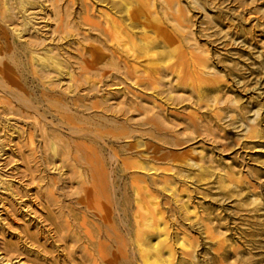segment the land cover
<instances>
[{"label":"rangeland","instance_id":"374dc122","mask_svg":"<svg viewBox=\"0 0 264 264\" xmlns=\"http://www.w3.org/2000/svg\"><path fill=\"white\" fill-rule=\"evenodd\" d=\"M178 1L188 19L190 32L194 35L192 41L195 49L204 57L210 74L204 82H195L193 85L162 78L157 88L151 90L129 83L119 88L117 84H111L112 80L107 81L111 85L102 86V89L92 93L86 91V84L85 87L80 86L77 94L81 98L85 97L86 104L103 99L110 100L111 106L116 107L125 95L132 102L119 104L124 106L123 113L96 112L100 116L106 114L114 121L106 128L119 137H109L105 141L85 140V143L95 149L99 158L97 167L109 173L110 182L106 190L117 200L120 201L124 193L133 196V176H143L138 178H144L157 196L169 224L168 236L170 243H174V264H182V258L188 257L182 253L181 241L186 243V250L195 256L192 259L195 264H264V0H197L203 8L192 5L190 0ZM14 2L11 1L12 7L15 6ZM52 2L46 1L45 19L35 21V26L41 27L40 31L47 36L51 33L57 36L65 34L55 46L63 47L66 51L64 64L73 73L69 72L72 78L68 76V79L79 80L80 44L77 41L80 42V32L86 28L80 25V16L83 15L80 0L57 2L62 10L64 24L59 23ZM87 3L93 7L90 18L94 20L100 18L102 9L110 7L104 0H87ZM36 5L27 7L31 9ZM46 24L47 27H44ZM202 29L205 31L202 32ZM206 32L211 34V39L204 34ZM28 33L23 34L22 42ZM33 34L36 32L33 31ZM8 38L12 43L21 41L11 34H8ZM83 45L88 46L89 43L83 42ZM98 46L100 51L107 50L106 45ZM19 59L21 61L17 62ZM15 64L13 76L25 89L24 97L30 94L34 104L39 98V109L42 111L48 106L40 98L45 85L32 73L27 58H17ZM68 79L58 75L54 81L66 83ZM167 81H171V84L168 85ZM65 96L69 98L67 94ZM12 100L16 110L11 116L7 115L8 111H2L0 122L4 123L5 118L10 117L11 123L15 122L18 128L31 127L34 130L33 124L37 123V119H28L27 116L35 112L31 109L27 111L17 102V98ZM18 107L24 110L23 114L27 111L28 115L21 114ZM92 110L85 109L81 111L82 114H77L85 118L88 113L94 112ZM55 117L46 112V118H42L41 122L46 121L48 130L59 129L54 127H58V118ZM120 126L125 127L130 137L120 136L123 129ZM61 131L64 140L70 138L69 143L72 145L74 140H82L72 139L68 128ZM38 135L36 131L37 147ZM132 141H138L140 146L128 149ZM45 147L47 152L52 153L48 145ZM139 150L146 152L141 155L142 158L137 152ZM24 153H29L27 148ZM9 154L0 157L2 174L11 172L13 162L4 166ZM15 157L19 158L17 163L23 169L21 157ZM190 158H196V164L205 168L192 164ZM138 159L159 169L140 172L132 166ZM64 169L68 174L72 172L67 166ZM13 182L15 186L18 185L17 179ZM72 188L69 193H63L68 189L61 191L64 195L57 191V198L62 199L67 209L80 215L82 207L76 203L77 191H72ZM2 197L8 213L11 212L10 208L18 209L16 201L6 193H2ZM55 209L53 205L43 204L38 214L45 218L49 212L53 215ZM110 210L117 219L116 206L110 207ZM5 215L2 214V217L6 218L15 235L23 237L27 244L23 246L18 242L14 233L0 230V264H85L79 257L80 242L72 240L74 237L54 243L49 238H42L34 220L26 221V217L19 214L14 215L15 219L11 218V214ZM87 219L97 222L93 216H87ZM57 244L65 249L67 255H60ZM6 250H12V261L6 262L1 258ZM133 263L140 264L138 260Z\"/></svg>","mask_w":264,"mask_h":264},{"label":"bare ground","instance_id":"6f19581e","mask_svg":"<svg viewBox=\"0 0 264 264\" xmlns=\"http://www.w3.org/2000/svg\"><path fill=\"white\" fill-rule=\"evenodd\" d=\"M11 1H15L14 7L11 6ZM46 1L0 0V114L2 111L5 113L8 111L7 115H13L15 104L13 105L12 98H17V102L27 108V111L31 109L35 112V114L28 112L30 113L28 115L25 111L23 114L24 108L21 106L23 109L18 107L20 113L24 116L27 114L28 119H37L35 121L37 123L33 124L34 130L27 126H25L27 128H18L19 125L15 122L11 123V118L7 116L4 123L0 122V157L10 152L7 159L2 158L5 159L4 166L13 162L11 172L8 174H2L0 168V230L14 233L2 214L8 216L11 214L13 219L19 214L26 217V221L34 220L42 238H49L51 242H64L74 237L75 239L72 240L76 243L80 242L79 257L85 264H135L134 260H138L140 264H174L175 251L174 243H170L171 239L168 236L169 224L157 196L152 193L144 178H138L143 176H133L135 177L131 182L135 191L133 196L124 193L120 201L117 200L116 196L108 194L109 191L106 190L110 182L109 173L102 167H97L96 163L99 162L97 153L93 147L85 143V140L105 141L109 137H119L118 134L107 130L106 127L112 125L114 121L104 112L123 113L124 106L119 104L132 102L125 95L116 107L111 106L110 100L103 99L86 104L85 97L81 98L77 93L80 86L85 87V84L89 93L111 84L123 88L126 83L131 86H144L150 90L156 89L162 78H171L177 83L189 85L203 81L210 74V69L204 57L195 49L192 41L194 35L192 36L190 32L184 9L178 0H158V2L157 0H104L110 7L102 9L100 18L94 20L90 18L93 7L87 3V0H80V10L83 12L80 16V25L87 29L80 32V42L77 41L80 44V74L79 80H75V78L68 79L71 72L64 64L66 51L63 47L55 46L65 34L57 36L50 32L51 34L47 36L40 31L41 27L35 26V21L45 19ZM58 1L53 0L52 3L59 16V23H62V10ZM190 3L197 8H203L197 0H190ZM34 4H37L36 7L29 10L28 7ZM44 27H47V24ZM31 30L36 34H33V31L30 33ZM27 31L29 35L22 42L23 34H27ZM58 31L56 33H59ZM8 34L21 41L16 43L8 41ZM204 34L211 39L210 33ZM83 42L89 45L85 46ZM195 43L198 44L197 41ZM98 44L106 45L107 47H103L107 50L100 51ZM22 56L28 59L32 73L36 74L38 80L45 85L40 98L48 106L42 111L39 109L40 99L37 98L38 104H34L30 94L25 98V89L14 79L13 64ZM19 61L21 60L17 62ZM58 75L66 76L68 81L55 83L54 78L56 79ZM108 80L113 82L108 84ZM170 82L168 85L171 84ZM66 94L69 98L65 96ZM85 109H93L95 113L90 111L88 116L81 118L78 114ZM72 110L74 114L71 113ZM98 110H104L105 115H97ZM46 112L58 118V127H54L59 129L48 130L45 127L46 121L41 122L42 118H46ZM120 127L123 128L120 136L130 137L125 127ZM63 128H68L72 139L82 140L80 142L74 140V144H70V138L69 140L63 138L61 131ZM36 131L39 134L38 147V144H35ZM137 142L129 143L128 149L139 147ZM46 145L52 153L46 151ZM7 146L8 148H5ZM26 148L29 153L23 155ZM137 152L140 158L146 153L144 150ZM15 155L21 157L23 169L17 163L19 158ZM196 161V158H190L192 164H196ZM196 165L201 169L205 168L201 164ZM64 166L71 168L72 172L68 174ZM132 166L140 172L159 169L151 164H145L142 159L136 160ZM16 179L18 185L15 186L13 180ZM71 188L74 189L72 191H77L76 203L82 207L80 215L67 209L62 204V199L57 198V191L61 194V191L68 189L63 193H69ZM2 193H6L16 201L17 210L10 208L11 212L8 213ZM43 204L55 206L54 214L51 215L49 212L45 218L38 214ZM114 205L118 210L117 219L110 210ZM87 216L95 217L97 222L88 220ZM13 236L26 246L23 237L15 233ZM180 244L182 253L188 256L182 258V264H195L192 260L195 256L191 251L186 250V243L181 241ZM57 246L60 255H67L65 249L60 248V244ZM11 251L6 250L1 258L6 262L12 261Z\"/></svg>","mask_w":264,"mask_h":264}]
</instances>
